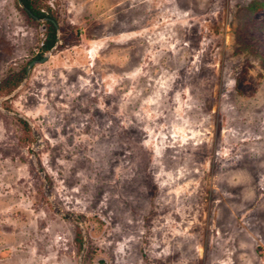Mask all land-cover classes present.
I'll use <instances>...</instances> for the list:
<instances>
[{
	"label": "rangeland",
	"instance_id": "rangeland-1",
	"mask_svg": "<svg viewBox=\"0 0 264 264\" xmlns=\"http://www.w3.org/2000/svg\"><path fill=\"white\" fill-rule=\"evenodd\" d=\"M31 2L59 42L27 76L49 18L0 0V264H264V0Z\"/></svg>",
	"mask_w": 264,
	"mask_h": 264
},
{
	"label": "trees",
	"instance_id": "trees-1",
	"mask_svg": "<svg viewBox=\"0 0 264 264\" xmlns=\"http://www.w3.org/2000/svg\"><path fill=\"white\" fill-rule=\"evenodd\" d=\"M22 4H23V9L25 10V12L27 13V15L33 19V17L29 14L31 13L32 15L36 16L37 18L41 19V18H49L46 23H47V29H46V39L43 42V45L41 47V52L36 56V59H41L44 56V53L48 52L55 44L56 42V27L53 24V22L51 21L52 18L46 16L44 13L40 12L39 10H35L31 0H21ZM24 77V74L16 77L15 79H11L9 81H7L5 83V86L13 89L14 87L18 86L19 83L22 81ZM22 121V120H21ZM22 123L24 124L25 127L28 128V125L26 124V122L22 121Z\"/></svg>",
	"mask_w": 264,
	"mask_h": 264
},
{
	"label": "water",
	"instance_id": "water-1",
	"mask_svg": "<svg viewBox=\"0 0 264 264\" xmlns=\"http://www.w3.org/2000/svg\"><path fill=\"white\" fill-rule=\"evenodd\" d=\"M18 2H19V4L23 7V4H22L21 0H18ZM29 14H30L33 18H35L36 20H40L39 18H37L36 16L32 15L31 13H29ZM51 21H52V20H51ZM52 22H53V24L55 25L56 30H58V29H57V25H56V23H55L54 21H52ZM58 42H59V36H58V32H57L56 42H55L54 46L49 50V52H51L52 50H54V49L57 47ZM47 59H48V55H44L43 58H41L40 60H34V61H32V62L30 63V65H29V67H28V70H27V76L29 75L30 70L32 69V67L34 66V64H36V63H43V62H45Z\"/></svg>",
	"mask_w": 264,
	"mask_h": 264
}]
</instances>
